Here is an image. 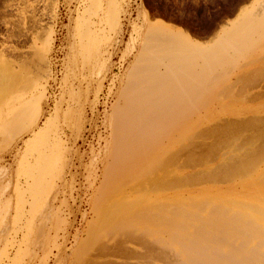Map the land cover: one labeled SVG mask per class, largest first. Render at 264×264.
<instances>
[{
  "label": "rangeland",
  "instance_id": "obj_1",
  "mask_svg": "<svg viewBox=\"0 0 264 264\" xmlns=\"http://www.w3.org/2000/svg\"><path fill=\"white\" fill-rule=\"evenodd\" d=\"M208 190L264 212V0H0V264H264L141 230Z\"/></svg>",
  "mask_w": 264,
  "mask_h": 264
},
{
  "label": "bare ground",
  "instance_id": "obj_2",
  "mask_svg": "<svg viewBox=\"0 0 264 264\" xmlns=\"http://www.w3.org/2000/svg\"><path fill=\"white\" fill-rule=\"evenodd\" d=\"M158 27L160 28V30H162V32L163 31H165L167 33L169 32L172 35H174V33H176L180 40L183 41V39H184V43L188 42L186 44H191L193 42L192 44H194V45L191 44L193 46V47L191 46V48H194V46H195L194 38L191 36V34L189 32L184 31V30L176 31L175 29H173L172 27H170L169 25H167L165 22H162V21L159 22ZM159 33H160V31H159ZM176 34H175V36H176ZM199 44L197 43L196 47L200 48L201 46H199ZM197 50H198V48H197ZM8 63L11 64L10 62H8ZM169 63H171V61ZM169 63L167 65V67L170 69L171 68L170 65L172 63L171 64H169ZM9 66L11 67L12 64L8 65V67ZM172 66H173V64H172ZM167 67H166V69H167ZM172 68L170 69L171 71H169V72L174 71L173 70L174 68L173 69ZM168 70H167V72H168ZM144 118L143 119L140 118L139 120L138 119L136 120L134 118L135 120H133V121L129 120V122H127L130 127H131V125L136 127V128H132V127L130 128L128 126L129 128L128 127L127 128L133 129L134 132L136 131L135 133H137V136L135 133H133V130H131V133H130V130L128 131V129L126 130V128H124V127H126L125 126V124H126L125 120H120V122H118L116 124V128H115V133L116 134L118 133L117 134L118 139H116V138L115 139L120 140V143H121V139H122L123 143H124V140L126 142L129 138H130L129 142L131 140L134 141V139L132 137V134H133L137 137L136 139L139 140V138H141V136H142L141 134L146 133V132L144 133L143 131H145V129H146V131L149 130L145 127H148L149 125L151 126L152 124H155V123L158 125V123H160L159 120H158L159 122L157 121L158 123L157 122L151 123L152 121L148 122V120L146 118L145 119ZM172 118L175 119L174 122L175 123L177 122V124L182 119V118L181 119L179 118L180 120H176V118L171 117V119ZM150 120L151 119H149V121ZM181 122H179V125ZM177 124H176V126H177ZM152 126H151V128L153 129V130L151 129L152 133H154L153 131H159V130L155 129V127H156L155 125H152ZM162 127H165V125ZM187 127H190V126H187ZM187 127H185V128H187ZM137 128H139L141 130H139ZM142 128H143V130H142ZM137 130H139V131H137ZM140 131H141V133H140ZM185 131L186 130H184L183 132H185ZM188 131H191V130L188 129ZM183 132H181V134H179L181 136V138L185 137V135L184 136L182 135ZM186 133H187L186 137L187 136L189 137V135H190V139H191V136H193L192 133L190 132V134H189V132H187V131H186ZM138 134L140 137L138 136ZM127 135L129 138L128 137L126 138ZM158 135H159V133H158ZM154 137H156V139H157V136H154ZM186 137L184 138V140L182 139V141H185ZM158 138H160V137H158ZM181 138H180L179 142L176 141V145L180 144ZM190 139L187 138V141H189ZM133 141H131V142H133ZM118 142H117V144H118ZM117 144H115V145L117 146ZM131 144H130V146H132ZM181 144L183 145V149H184V147H186V149L191 148L190 144H185V145H188V148H187V146H184L183 142ZM188 151H187V153H188ZM191 152H193V151H191ZM209 152H208L209 156L215 153L213 148H211L209 150ZM191 155H192L191 157L188 155V158H189L188 160H190L191 163L202 162L200 160H203V159H199L198 156H196L197 154L195 155V153H192ZM194 155L196 156V159L199 161L193 160L192 157ZM195 156H194V159H195ZM188 165L190 166L192 164H188ZM206 173H208V172H206ZM211 175H212V173L210 172L208 175V176H210L209 178H212ZM185 177L186 176H184V178ZM206 177H207V174H206ZM180 178H182V180H183L182 175ZM190 178L193 179V177L189 176L190 181H191ZM207 179H208V177H207ZM214 181H215V179H214ZM186 183H188V182H186ZM204 190H206V189H204ZM211 190H213V189H211ZM201 191H198L201 194L196 193L195 195H193L194 192L193 193L191 192L192 194H190V193L188 194L189 197L188 196L184 197L183 195H180L177 192H175L178 195H175V198H173V199L171 198V200L169 201V204L167 206H164L166 208L163 207L164 208L163 209L162 205H161L162 210L158 212L157 216H153L152 219L149 216H144V218L140 219V223H141L140 225H142L141 230L145 231L146 233L149 232L148 234L155 237L154 241L158 242V244H165V245L167 244V245H171L173 247H179L182 245H184V246L188 245L187 247H189V245H192V246H199L200 245V246H202L204 244H207V245L208 244L224 245V244L238 243V242H244V243H250V244H255V243H263L264 244V212H260V210H259L260 205H257L256 202L253 201V199H252V203L248 204V203H246L247 201L244 202V200H241V199L240 200H233L232 197H225V196H223L224 193H223V195H221L220 192L217 193L216 191L213 193L214 190L213 191L208 190L207 192H205L203 194H202V192H204V191H202V192ZM245 198H247V197H245ZM148 199L147 198L144 199L145 205H146V203H148ZM149 200L151 201V199H149ZM249 200L251 201V199H248V202H250ZM150 201H149V203H150ZM253 203H255V204H253ZM257 206H258V208H255ZM146 207H147V205H146ZM260 209H264V208H260ZM230 212H232V213H230ZM233 212H235V213H233ZM136 213H137V211H136ZM137 219H139V218H137ZM157 221H159L160 223H158V225L153 226L152 224L154 222H157ZM136 222H137V220H136ZM138 224H139V221H138ZM152 226H153V228H152Z\"/></svg>",
  "mask_w": 264,
  "mask_h": 264
},
{
  "label": "crops",
  "instance_id": "obj_3",
  "mask_svg": "<svg viewBox=\"0 0 264 264\" xmlns=\"http://www.w3.org/2000/svg\"><path fill=\"white\" fill-rule=\"evenodd\" d=\"M235 19V17H232L231 18V20H234ZM212 37H208V38H206V39H203L205 42H208L210 39H211Z\"/></svg>",
  "mask_w": 264,
  "mask_h": 264
}]
</instances>
